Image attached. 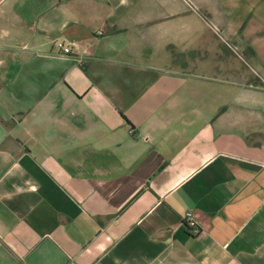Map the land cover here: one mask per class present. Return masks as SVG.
I'll list each match as a JSON object with an SVG mask.
<instances>
[{
  "label": "crops",
  "instance_id": "obj_1",
  "mask_svg": "<svg viewBox=\"0 0 264 264\" xmlns=\"http://www.w3.org/2000/svg\"><path fill=\"white\" fill-rule=\"evenodd\" d=\"M0 264H264V0H0Z\"/></svg>",
  "mask_w": 264,
  "mask_h": 264
},
{
  "label": "built area",
  "instance_id": "obj_2",
  "mask_svg": "<svg viewBox=\"0 0 264 264\" xmlns=\"http://www.w3.org/2000/svg\"><path fill=\"white\" fill-rule=\"evenodd\" d=\"M55 48L61 55H72L75 53V48L72 46V44L61 39L55 42ZM184 221L192 231H197L199 227V221L196 219L194 212H188L185 215Z\"/></svg>",
  "mask_w": 264,
  "mask_h": 264
},
{
  "label": "trees",
  "instance_id": "obj_3",
  "mask_svg": "<svg viewBox=\"0 0 264 264\" xmlns=\"http://www.w3.org/2000/svg\"><path fill=\"white\" fill-rule=\"evenodd\" d=\"M187 225V224H186ZM188 229H189V226L187 225Z\"/></svg>",
  "mask_w": 264,
  "mask_h": 264
}]
</instances>
